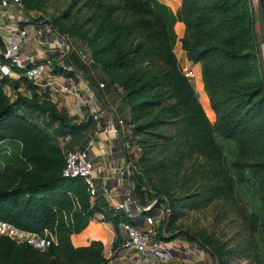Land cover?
I'll return each instance as SVG.
<instances>
[{
	"label": "rangeland",
	"instance_id": "rangeland-1",
	"mask_svg": "<svg viewBox=\"0 0 264 264\" xmlns=\"http://www.w3.org/2000/svg\"><path fill=\"white\" fill-rule=\"evenodd\" d=\"M203 1L210 4L215 0ZM30 2L31 5L27 6V2L22 0L25 11L38 14V20L54 27L53 22L56 21L73 45H83L90 62L98 65L101 71L105 72L101 61L112 58L117 50L123 49L128 60L119 67L118 71L122 75H125L126 69L139 67L146 75L161 78V73L166 68V65H161V59L168 40L162 34H150L146 26L137 25L132 19L131 11L126 10L125 0H28V4ZM181 4L182 0L175 6L168 5L177 12ZM221 5L223 11L218 12L214 20L204 24L197 32L198 40L204 43V47H209L208 43H212V39L216 41L215 57L222 61L223 69L215 79V88L212 91L209 89L202 61L199 62L201 70L194 71V75L189 78L195 89V98L210 121L214 138L220 147H208L207 144L211 143L209 137L207 143L199 144L198 136L203 134V130H195L193 124L196 123L174 113L177 107L170 108V104L176 98L169 96L164 87L158 86L156 91L153 89L129 100L135 105L142 101H157L161 97L158 104L141 105V108H147L141 109L135 105L137 108L133 115L122 86L117 81L115 84L129 109L124 129L125 141L129 144V160L135 164L139 175L143 176L146 189L152 193L167 190L175 198L176 209L170 218L172 206L169 199L162 196L159 216L163 224L172 225V230L179 229L180 233L195 237L202 250L215 258L216 264H264V170H261L264 167V74L260 59L259 4L258 0H221ZM154 29L161 31V26H154ZM174 29L176 40L173 51L177 56L178 66L183 71L191 67L187 63L191 59L182 41L188 30L187 24L183 20H177ZM92 35H95L93 41L96 52L88 47ZM262 44L264 47V41ZM136 47L140 49L139 52L133 51ZM233 51L235 56L232 55ZM106 74L111 80L110 74ZM160 84L163 83L158 85ZM1 88L11 100L19 95L13 96L15 91L12 87H9V94L6 93L7 88ZM215 96L227 107H236L233 116L247 112L251 130L245 136L247 149L242 159L247 165L241 171L234 165L242 154L240 143L222 136L214 129L217 119L213 107ZM19 107L14 110L15 113L30 116L35 124L44 127L48 116L32 111L30 105L22 104ZM182 112L183 115H194L195 121H199L194 106H189ZM48 121L51 122L47 129L50 139L40 141L36 149H32L33 154L42 156V162L36 166H26L32 178L48 176L54 171L59 175L61 157L69 147L62 140L63 136L67 131L79 132L77 126L62 125L49 117ZM144 123V130H134L137 124ZM206 134L210 132L206 131ZM8 141L10 140L0 143V185L3 186L6 182H3L2 174L11 173V169L6 167L9 161H15L14 157L20 153L21 146L20 141H13L14 144ZM10 165L16 168L21 164L15 161ZM251 168L260 172L261 179ZM80 192L77 197L74 193L69 195L67 202L56 212L53 226L43 230L50 235L65 229L66 233L77 237L72 243L74 247H91L90 252L87 251L82 256L73 254L71 259L62 254L61 258L66 260V264H94L95 254L100 247L103 249L99 232L95 231L94 238L85 241L86 232L83 231L93 220L91 209H85L83 202L91 203L100 198L91 200L84 195L83 189ZM160 194L167 196L164 192ZM79 225L83 226L81 231L73 233L71 230ZM205 243H213L218 248L216 257ZM47 254L53 256L51 252Z\"/></svg>",
	"mask_w": 264,
	"mask_h": 264
},
{
	"label": "trees",
	"instance_id": "trees-1",
	"mask_svg": "<svg viewBox=\"0 0 264 264\" xmlns=\"http://www.w3.org/2000/svg\"><path fill=\"white\" fill-rule=\"evenodd\" d=\"M180 1L181 0H125L126 10L131 11L132 19L137 25L146 26L150 34H162L163 38L168 40L161 59V65H166V68L161 73L160 79L155 75H146L139 67L126 69L124 70L125 75H122L121 72L118 71L119 67L122 66V63L124 65L125 61L128 60L123 49L117 50V53L112 58L108 60L103 59L101 65L105 72L110 74L112 78L110 82L115 84L117 81L122 86L124 96L133 115L136 112V108H141L143 103L158 104L161 101V97L159 96L160 99L157 101H142L135 103L137 107L132 105L129 100L134 99L137 95L147 94L153 89H155L153 91H156L159 87H164L165 92H167L169 96L176 98V101L170 104V108L174 109L177 107L174 113H176L177 116L180 115L179 117L184 116L185 120H189L191 123H196L193 124L195 130H203V134L198 136L199 144L207 143L209 137L211 143L207 144L208 147H220L218 141L214 138L213 127L210 121L206 118L202 106L195 98V89L189 80L190 77H187L178 66L177 56L173 51V44L176 40L174 24L177 20H183L186 22L188 29L182 39L184 47L191 60L194 62H203L205 77L209 83V89L212 91V89L215 88V79L223 69L222 61L219 57H215L216 48L214 44H216V41L212 39V43H208L209 47H204V43L198 40L197 32L204 24H209L211 20H214L218 12H222L224 8L221 5V0H215L210 4L204 3L203 0H182V4L177 12L168 5L175 6L179 4ZM25 2H27V6L31 5V2L28 4V0H25ZM145 15L147 19H145ZM53 24L57 27L55 28L59 33L65 35L56 21H54ZM157 25L161 26V31L159 29H154V26ZM94 36L95 35H92L90 37L88 47L93 52H96V44L93 41ZM148 38H151L150 35ZM133 51L139 52L140 49L136 47ZM234 53L235 51L232 52L233 56H235ZM55 70L62 72L57 67ZM21 79L27 85L30 92L32 91V94L27 95L19 93L18 97L14 100L4 95L1 88L2 84L0 83V143L7 142V140H10L8 141L10 144H14L13 141L21 142L20 153L15 157L13 156L15 161L19 162L21 165L17 166L16 169L13 167L14 165H10L15 161H9L8 167L6 168H10L11 173L8 175L5 173L2 174L3 182H6V184L4 186L0 185V219L8 220L24 229L42 233L43 230H47L53 226L56 220V212L62 208L67 202V198L70 197L72 193L77 197V194H81L80 191L83 189L84 195H86L88 199L90 197L86 185L81 178H67L62 176L61 171L64 164L63 155L61 157L59 175L54 171L48 176L32 178V174L27 170L26 166L28 164L36 166L39 162H42V160H40L42 156L33 154L32 149H34V147L36 149L40 141L50 139L47 129H49L48 127L51 122L48 121V117L52 121L57 120L59 124L72 127L77 126L78 129H81L85 122L78 123L72 120L63 110L58 109L50 98L37 93V91H35L37 87L35 84L24 76H22ZM161 82L163 84H160L161 86L158 85ZM21 103L32 106L30 107L31 110L38 112L40 115L48 116L46 118L47 121H45L46 123H44V127L35 124L30 116H25L22 113H15L14 110L20 108L19 106H22ZM189 106L195 107L196 113L199 116L198 122L195 121L194 115H187V113L183 115V109H187ZM213 107L217 115L216 122L213 125L215 131L224 137L233 138L240 143L242 154L235 160L234 165L241 171L242 167L247 165L243 163L242 156L246 154L247 149V139L245 136L251 130L248 126L249 119L246 117L247 112L239 116H233V110H235L236 107H227L216 96L213 99ZM142 108L147 107L143 106ZM170 118H172V120L174 119L173 117ZM145 124L146 123L137 124L134 130L136 132L144 130L142 127ZM206 131H209L210 134H206ZM67 133L70 134L71 132H65V134ZM251 170L260 178L259 171L253 168H251ZM261 170H264L263 166ZM139 177L143 181V176L139 175ZM65 181H67L68 184ZM163 192L167 196L162 194L161 198L154 206L157 207L162 203V196L167 197L170 201V206H172V208H170L172 213H170L169 216L172 218L174 210L176 209L175 198L170 195L167 190L162 192L156 191L153 195L157 196ZM72 202H74V200ZM83 203L86 205L85 209H91L92 214L97 210V206L94 204L89 202ZM107 208L108 209H104L102 212L105 219L113 221L114 225L117 226L118 221L116 219L118 214L112 216V210L115 211V209L112 207ZM148 212L153 214V208ZM90 216L91 214H89V217ZM166 226L167 228L172 227V225L169 224H166ZM82 227L83 226L80 225L76 226L75 230L71 231H74L73 233L79 232ZM160 228L161 227H159V229ZM71 234L72 233H66L65 229H61L60 232H52L51 235L55 236L56 241L44 251H39L27 244H16L6 237H0V264H66V260L61 258L62 254H64L67 259H71L73 254L82 256L87 251L90 252L91 247L88 245L74 247L72 243L75 242V238L77 237ZM187 235L192 240L196 239L191 234ZM205 244L216 257L218 255V248L213 243ZM102 250V247H100L99 251L95 254L96 260L94 264L105 263ZM50 252L53 256L47 254ZM13 257L17 259L15 260ZM61 259H63V261Z\"/></svg>",
	"mask_w": 264,
	"mask_h": 264
},
{
	"label": "crops",
	"instance_id": "crops-1",
	"mask_svg": "<svg viewBox=\"0 0 264 264\" xmlns=\"http://www.w3.org/2000/svg\"><path fill=\"white\" fill-rule=\"evenodd\" d=\"M36 15L38 14L25 11L22 3L13 2L0 13V61L4 60V38L10 34L21 38V55L26 63L50 58L52 67L44 74L43 79L54 78L56 82L65 85V88L53 91L46 86L44 89L36 87L35 91L50 98L56 107L63 110L72 120L78 123L85 122L79 132L70 133L71 138L67 141L69 146L67 148L80 147L87 139L93 138L88 150L98 182L106 183L116 199L124 200L126 195L131 196L128 203L132 212L131 217H125L123 211L112 210V216L118 214L117 219L115 218L118 221L117 226L113 221L105 219L102 213L104 209H108L107 207L111 208L104 197L100 194L99 200L92 201L91 203L97 206V210L92 214L93 220L88 223L86 230H83L86 232L84 240L89 241L94 238L95 231L100 233L105 263L216 264L215 258L209 252L203 251L197 241L180 233L179 229L167 228L163 221L156 226L144 253L124 251L120 248L125 235L124 222L144 228L145 217L150 214L148 211L153 208L152 216H159L161 210L160 206H154L157 202L154 203L156 196L146 189L135 164L128 158L129 144L125 141V125L124 136L110 130L116 118H123L126 124L129 109L119 87L110 82L107 74L101 71L98 65L91 63L88 56L84 59L78 54L77 49L85 50L83 45L75 46L69 40L73 49L60 56L55 41L57 30L53 25L38 20ZM187 63L194 71L201 70L199 62L188 60ZM56 67L62 72L56 71ZM22 76V70L17 68L13 69L11 74L0 73V83L4 89L7 88L6 93L9 94V87H12L15 91L13 96L19 93L32 94L21 79ZM96 110L101 111L98 120L91 117L92 111ZM94 198L90 197L91 200Z\"/></svg>",
	"mask_w": 264,
	"mask_h": 264
},
{
	"label": "built area",
	"instance_id": "built-area-1",
	"mask_svg": "<svg viewBox=\"0 0 264 264\" xmlns=\"http://www.w3.org/2000/svg\"><path fill=\"white\" fill-rule=\"evenodd\" d=\"M22 3L21 0H0V13L6 10V7L11 3ZM23 33V30H21ZM56 42L59 47V55L64 56L73 49L67 36L57 32ZM78 54L86 59L88 54L83 49H77ZM4 60L0 61V73L11 74L13 69L22 70L23 76L35 84L39 88H46L48 86L53 91L60 88H65V85L56 82L54 78L44 77V74L52 67L50 58L42 60H35L31 63H26L21 55V38L13 35H8L4 38L3 49ZM187 77L194 75L193 68H186L183 70ZM103 85V83H100ZM53 87V88H52ZM101 111H92L91 117L95 120L100 118ZM125 121L123 118H116L115 123L110 128L121 136ZM70 139V134L63 136V141L67 142ZM93 138H89L86 142L77 148H67L63 153L64 164L61 171L62 176L67 178L79 177L86 185V189L90 197L102 195L110 206L117 210L123 211L125 217H131L132 212L129 206L131 200L130 195H126L125 199H116L110 192L106 183H99L94 173V163L90 157L88 148L92 145ZM128 168V167H127ZM146 227L134 225L132 223L124 222V237L121 241L120 248L124 251H135L144 253L147 249L151 236L155 233L156 226L162 223L159 216H152L148 214L145 217ZM0 237H6L16 244H27L33 248L44 251L55 243L56 239L53 235H48L44 232L38 233L31 230L24 229L15 225L14 223L0 219ZM106 264H111L107 262Z\"/></svg>",
	"mask_w": 264,
	"mask_h": 264
},
{
	"label": "water",
	"instance_id": "water-1",
	"mask_svg": "<svg viewBox=\"0 0 264 264\" xmlns=\"http://www.w3.org/2000/svg\"><path fill=\"white\" fill-rule=\"evenodd\" d=\"M258 4H259V20H260V26H261V34L259 35L260 59H261V65H262L263 74H264V47L262 44V42L264 41V4H263V0H258ZM127 170H128V168H127ZM161 195L162 194H159L156 196L154 203L159 200ZM168 209H169V206H168Z\"/></svg>",
	"mask_w": 264,
	"mask_h": 264
}]
</instances>
